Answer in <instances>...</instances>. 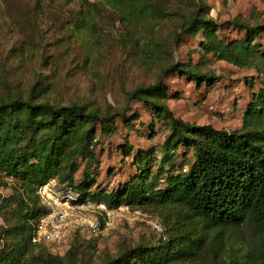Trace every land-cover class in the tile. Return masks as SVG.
Instances as JSON below:
<instances>
[{"label":"trees","instance_id":"16d2710c","mask_svg":"<svg viewBox=\"0 0 264 264\" xmlns=\"http://www.w3.org/2000/svg\"><path fill=\"white\" fill-rule=\"evenodd\" d=\"M73 1L80 9L88 2ZM95 1L134 25L152 16L164 19L168 8L167 1L162 0ZM190 1L193 5L179 27L176 44L184 36L201 34L204 54L253 69L263 79V90L244 115L241 130H217L174 116L163 102L167 96L164 75L178 74L197 87L212 86L220 79L183 64L165 66L153 84L130 92L125 108L119 111L38 102L34 89L26 97L2 99L0 187L10 183L13 193L0 198V215L11 216L1 232L9 248L0 252V264L63 263L44 246L31 242L44 214L36 190L51 178L92 201L161 217L162 221L158 220L164 237L157 246L124 248L101 264H264V53L255 44L264 34V25L238 19L219 23L205 15L202 0ZM225 27L244 31L246 37L225 44L218 36ZM132 100L142 102L166 124L169 132L159 148L160 158L157 160L154 152H138L134 158L136 173L127 183L117 191L91 194L86 184L96 164V127L100 136L114 135L116 119L126 117ZM179 148L190 150L191 160L175 172L172 162ZM80 162H84V182L75 186ZM153 162L157 163L155 171ZM74 251L72 246L67 251L73 261Z\"/></svg>","mask_w":264,"mask_h":264},{"label":"rangeland","instance_id":"374dc122","mask_svg":"<svg viewBox=\"0 0 264 264\" xmlns=\"http://www.w3.org/2000/svg\"><path fill=\"white\" fill-rule=\"evenodd\" d=\"M162 1L168 4L164 19L152 16L134 25L95 0H88L83 9L73 0H0V101L26 97L34 89L38 102L119 111L125 108L130 92L153 84L165 66L183 64L220 79L212 86L197 87L178 74L164 75L167 96L163 102L174 116L217 130H241L244 115L263 90V79L253 69L204 54L201 34L184 36L176 44L179 27L193 4L190 0ZM202 1L205 15L219 23L238 19L264 25V0ZM85 21L92 25L86 26ZM218 36L225 44L246 37L234 27L219 30ZM255 44L264 53V34ZM115 124L117 132L109 137L100 136L96 127V164L86 184L91 194L117 191L127 183L136 173L138 152H154L158 160L159 148L169 132L138 100L130 101L126 117L117 118ZM190 160L191 151L179 148L172 170L177 172ZM80 163L75 186L84 182V162ZM152 168L156 170V162ZM12 193L10 183L0 187V198ZM141 213L139 221L121 223L109 235L92 239L78 234L66 247L48 251L62 258V264H101L124 248L157 246L164 236L155 233L148 220L162 221L161 217ZM10 217L0 215V252L9 248L1 232ZM71 246L75 247L74 261L72 255L67 256Z\"/></svg>","mask_w":264,"mask_h":264},{"label":"built area","instance_id":"2783aa9c","mask_svg":"<svg viewBox=\"0 0 264 264\" xmlns=\"http://www.w3.org/2000/svg\"><path fill=\"white\" fill-rule=\"evenodd\" d=\"M36 195L44 214L35 226L31 242L52 251L66 247L76 234L87 238L106 236L121 223L132 225L143 217L140 211L128 206L114 208L82 197L73 189L60 185L55 178L41 184ZM148 224L155 233L163 234L158 219H150Z\"/></svg>","mask_w":264,"mask_h":264}]
</instances>
